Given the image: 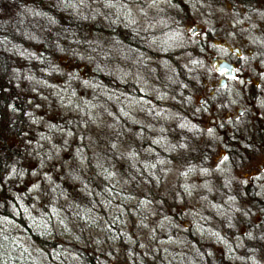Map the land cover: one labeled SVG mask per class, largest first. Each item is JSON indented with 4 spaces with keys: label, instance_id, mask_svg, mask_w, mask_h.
<instances>
[{
    "label": "trees",
    "instance_id": "16d2710c",
    "mask_svg": "<svg viewBox=\"0 0 264 264\" xmlns=\"http://www.w3.org/2000/svg\"><path fill=\"white\" fill-rule=\"evenodd\" d=\"M140 1L33 0L0 17V220L7 219L0 221V264L230 263L227 256L214 255L207 239L196 237L190 229L179 230L185 212L178 201L192 193L190 184L166 189L170 167L165 164L176 161L174 154H192L190 165L211 169L216 151L223 144L229 148L226 142L212 145L202 140L205 105L194 104V90L205 87V63L179 59L190 52L197 57L202 48L184 34L179 38L182 42L175 40L174 32L165 37L146 33L143 42L131 10ZM93 19L103 27L90 23ZM105 38L115 43L122 56L130 52L142 62L152 42L163 53L159 68L165 72L161 80L165 93L160 98H171L168 106L174 111L171 119L176 120L165 133L138 123L132 108L150 113V91L143 92L138 76L130 73L137 65L128 73L113 66V51L99 49ZM80 49L88 50L95 63L79 89L80 112L75 115L58 109L57 92L45 87L54 82L50 71L58 55ZM154 102L160 104L157 98ZM32 105L58 111L50 129L52 141L34 137ZM101 114L108 115L111 123L101 129L100 141L93 138L88 143L85 128ZM239 120L243 124L244 116ZM11 134L22 136L31 147L10 143ZM235 134L242 135L238 130ZM230 149L233 156L242 154L240 149ZM31 158L39 160L35 170L29 166ZM32 172L42 176L37 193L30 192L29 185L20 187ZM215 183L216 190H201L199 202L207 207L205 218L228 226L233 217L222 201H242L243 196H231L223 184ZM169 238L182 241L183 247L167 249L161 243Z\"/></svg>",
    "mask_w": 264,
    "mask_h": 264
},
{
    "label": "rangeland",
    "instance_id": "374dc122",
    "mask_svg": "<svg viewBox=\"0 0 264 264\" xmlns=\"http://www.w3.org/2000/svg\"><path fill=\"white\" fill-rule=\"evenodd\" d=\"M33 0H0V17H7L11 15L14 11H18L21 6H23L25 3L32 2ZM189 1V0H188ZM187 1V2H188ZM263 1V0H262ZM181 0H141L139 3H136L131 7V10L135 16L136 22L139 27L142 29V34L144 36L143 42H146V36L147 34L151 36L156 37H165L169 35L170 32H174L175 40H178L179 42H182L179 38H182L181 34L187 35V25L189 22H199L200 19L205 18V15L203 14L202 9L206 7V5L197 6L196 0L193 1L188 5V8L185 9L183 2L181 3ZM90 8H94L91 4L89 6ZM202 7V8H201ZM187 10V11H186ZM188 13L190 15H188ZM175 15V20H172V17ZM189 16V17H188ZM209 19V17H208ZM184 23V26H175L173 23ZM92 24H100L99 20H91ZM208 24H211L208 22ZM172 25V26H171ZM103 27V24L101 25ZM243 27V26H242ZM170 28V30H169ZM107 29V26H106ZM174 30V31H173ZM147 33V34H146ZM100 37H104L103 34L99 35ZM107 41H104L100 43L99 49L100 50H112L115 58L114 61H111L112 64L114 63V67H119L122 69H126L125 72L128 73V70L130 67H133L134 65H137V68L135 69L132 75H137L138 79L142 82L144 86V91L146 92V88L148 91H150V97L148 99L149 104H151L150 113L145 114L142 109H139L137 106H134L132 108V112L139 118L138 123L148 125L151 124L154 127L155 133L164 132L165 128H171L173 124H175L176 120L173 118L171 119V115L173 116L174 111L171 109V107L168 106V102L171 101V98H160V95L165 93L164 90H162L163 81L165 77V72L163 69L159 68V64L162 61L163 53H160V49L153 45V42L151 43L152 49L150 52L143 54L141 56L143 59V62L140 61L139 56H132V54H126V56H122L121 52L118 50V47L115 45V43L108 38H105ZM152 41L154 39H151ZM191 40V38H190ZM184 42V41H183ZM148 43V42H147ZM188 43V42H187ZM36 45V46H35ZM32 44L36 49L39 51L42 50V46L39 44ZM149 46L150 43H148ZM84 48V46H82ZM33 48V47H32ZM82 52L77 53H71V52H61L58 57L57 61L54 65V70H51L50 73H52L53 76H51L52 83L48 82L45 90H48L49 92L56 93L54 96L59 100L61 103L59 108H62L63 111H66L68 113H73L75 115L79 114L80 112V105L81 102L80 95H78L79 89L83 87V85L86 83V79L90 76L92 67L94 66L95 60L93 57H91L88 50L80 49ZM181 49H179L180 51ZM178 51V49H177ZM158 53L160 54L159 57ZM130 57V58H129ZM196 55L193 53H188L184 55H180L179 59L182 60V62H189V61H197ZM206 62V60H205ZM206 64V63H205ZM201 69V67H200ZM199 69V70H200ZM204 71V69H202ZM201 71V70H200ZM199 71V72H200ZM71 78V82L69 79ZM212 82V80H209ZM205 84V81H204ZM199 85V84H198ZM200 86V85H199ZM158 87L162 90L160 94ZM75 91V92H73ZM211 88H205L202 87L197 89V86L194 90V104L200 105L204 104L205 108L203 110L204 119L203 123L206 128H202V131H205L204 135H202V140L205 142L213 144H223L228 142V138L224 137V133L222 131L218 130V122L223 120L222 113L229 112L230 115H236L239 111V107L245 106L244 101V95L242 94H230V100H226L225 110L222 109L223 106L221 104L220 107L216 103H212L211 95H210ZM155 98L159 99L160 104H157L154 102ZM45 100V99H44ZM46 101V100H45ZM39 102V99H38ZM40 103H42L40 101ZM39 104V103H38ZM102 107H105L104 103H99ZM40 105V104H39ZM35 109L36 105L33 106V110L35 113V117L33 118V121L35 122V125L33 126V135L35 136H41V137H47L48 141H52V136L50 135V129L52 127V124L56 121L58 118V111L55 112L50 107H48L46 110L41 105ZM155 112V114H154ZM64 113V112H63ZM202 115V114H200ZM170 118V119H169ZM111 123L110 117L108 115L101 114L100 118L96 121V123L91 126L87 127L85 129H89L88 133L89 136L87 137L88 143H91L92 139L98 140L101 137V129L106 128L108 129L109 124ZM243 132V131H242ZM240 136H244V132ZM3 133V127H0V135ZM106 136V135H105ZM204 136V137H203ZM21 138H23L21 136ZM19 139L15 134H11V136L8 138L9 142H16L15 144L19 145H25L27 144L29 147H31V143L27 142V140H21ZM103 139V138H102ZM100 141V140H99ZM202 141V142H203ZM215 142V143H214ZM106 143V139H105ZM231 144L233 142L231 141ZM43 147L39 146V149H42ZM226 148V145L223 144L219 150L216 151V148H214V151L216 153L214 154L213 160H212V167L211 169H202L200 166H197V163H194L190 165V163L193 161L190 157V155H181L180 152L177 154H174L175 157H177L176 161L173 162L170 166L168 163L166 167H170L167 171V181H166V189H175L179 187L180 183H183L184 187H187L188 184L192 187V189H189L190 194H188L187 199L183 195L182 198H179L178 205L181 210L185 212L182 220V227H179L180 231H186L187 229H190L192 232L195 233L196 237L200 239H207V241H211L212 245L215 247V253L214 255L217 256L221 255L222 257L227 256V261L231 263H240L243 262L241 258L235 257L234 255L231 256V249H233L232 244L226 243L224 240V235L230 233V230L228 228L226 222L221 221H214L209 220L204 217V214L207 213V207L202 204V202H199V196L201 194V190L206 189H214L215 185H217L215 182H218L219 185L223 184L225 186L224 189H228V185L232 183L233 179H236L241 175V181L244 183L245 179L243 177V174H245V171L242 166L235 167L231 165L233 159L235 156H225V160H223L217 168L214 167L215 160L220 156L221 149ZM46 149L44 148L43 152ZM190 153V149L188 150ZM172 157V156H170ZM29 166L32 168V170H35L37 168V164L39 163V160L37 159H29ZM189 170V171H188ZM183 171V172H182ZM184 173V177H181V174ZM239 174V175H238ZM208 175L221 178L220 181L218 180H207ZM237 176V177H236ZM41 174L37 172H32L27 180H24L23 183H21L20 187L23 188L25 185H29L30 192L37 193L39 192V188L41 185V182L39 179L41 178ZM187 182V183H186ZM208 184V185H207ZM190 187V188H191ZM204 187V188H203ZM230 187V186H229ZM218 188V187H216ZM1 190V188H0ZM216 190V189H214ZM230 193H232L230 188ZM244 199V197H243ZM176 200V198H174ZM229 205V203H228ZM233 205V203H231ZM1 222L5 223L7 222V219L1 218ZM239 223V222H238ZM19 231L20 228L16 227ZM181 228V229H180ZM236 228V227H235ZM185 229V230H184ZM242 227L239 226L237 231H241ZM210 237V238H209ZM216 240H219V243L216 242ZM150 244V242H149ZM164 245V247L169 248H182L183 243L182 241H178L177 239H164V241L161 243ZM152 245V242H151ZM239 249H243V245H238ZM5 257L3 256L1 259L3 260Z\"/></svg>",
    "mask_w": 264,
    "mask_h": 264
},
{
    "label": "flooded vegetation",
    "instance_id": "af4514ba",
    "mask_svg": "<svg viewBox=\"0 0 264 264\" xmlns=\"http://www.w3.org/2000/svg\"><path fill=\"white\" fill-rule=\"evenodd\" d=\"M181 1L187 9L195 0ZM196 1L197 6L207 4L202 9L205 18L189 22L187 35L202 48L196 59L206 63L205 88H211V102L224 105L230 100L231 93L244 95L245 101V106L239 107L242 112L238 111L237 116L225 112L222 117L226 120L217 125L219 131L230 137L229 148L221 149L226 153L220 161L215 160L214 167L217 168L226 155L233 156L231 146L242 151L241 155L234 157L231 165L242 166L245 171L244 183L242 174H238L239 177L228 185L231 196L242 194L244 199L228 201L229 205L222 201L233 217L228 224L230 233L224 235V240L233 246L231 256L243 259V262L231 264H264V0ZM214 57L232 64L234 75L213 64ZM242 115L243 124L239 120ZM237 130L243 131L244 136H235ZM206 178L221 179L210 175ZM239 226L241 231H237ZM208 244L215 251L212 242L207 241ZM239 244L243 249L238 248Z\"/></svg>",
    "mask_w": 264,
    "mask_h": 264
},
{
    "label": "water",
    "instance_id": "95a60500",
    "mask_svg": "<svg viewBox=\"0 0 264 264\" xmlns=\"http://www.w3.org/2000/svg\"><path fill=\"white\" fill-rule=\"evenodd\" d=\"M237 50L238 49H236V51ZM212 60H213V64H217L220 70H228L229 71V75H234L233 72H232L234 66L232 64H230V63H228V62H226L224 60H219L217 57H214ZM239 112H242V109H239ZM235 116H237V115H235ZM225 153H226L225 150H222L221 151V156H219L217 158V161H220L223 158V156L225 155Z\"/></svg>",
    "mask_w": 264,
    "mask_h": 264
}]
</instances>
